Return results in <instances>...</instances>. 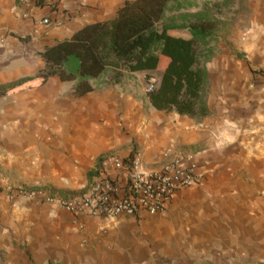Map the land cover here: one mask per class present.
<instances>
[{
	"label": "crops",
	"instance_id": "crops-1",
	"mask_svg": "<svg viewBox=\"0 0 264 264\" xmlns=\"http://www.w3.org/2000/svg\"><path fill=\"white\" fill-rule=\"evenodd\" d=\"M126 1L57 0L51 10L0 0V83L36 75L40 52L112 19ZM251 9L240 56L206 63L205 117L150 104L146 74L156 80L166 57L153 72L94 79L82 96L51 76L0 97V264H264V0ZM44 17L53 23L40 25ZM133 146L146 170L193 155L200 182L177 190L166 214L142 218L73 215L4 191L69 199L86 191L100 155L124 157Z\"/></svg>",
	"mask_w": 264,
	"mask_h": 264
},
{
	"label": "trees",
	"instance_id": "trees-1",
	"mask_svg": "<svg viewBox=\"0 0 264 264\" xmlns=\"http://www.w3.org/2000/svg\"><path fill=\"white\" fill-rule=\"evenodd\" d=\"M244 4L245 0H218L198 7L192 0H127L112 19L88 24L45 48L39 53L44 65L36 75L0 83V97L42 86L51 76L73 82V95L82 96L93 90L94 79L107 77L104 83H117L122 71L153 72L160 57H166L164 70L147 92L150 104L194 119L205 117L210 84L206 63L214 57L211 43L246 11ZM228 10L235 16L223 19ZM154 77L146 74V81ZM135 153L133 146L129 157ZM104 157L96 159L89 180Z\"/></svg>",
	"mask_w": 264,
	"mask_h": 264
},
{
	"label": "built area",
	"instance_id": "built-area-1",
	"mask_svg": "<svg viewBox=\"0 0 264 264\" xmlns=\"http://www.w3.org/2000/svg\"><path fill=\"white\" fill-rule=\"evenodd\" d=\"M30 2L35 6H38L37 2H42L50 7L57 0ZM22 17L26 18L28 14L23 13ZM39 23L49 26L53 22L44 17ZM154 84L155 80L150 79L146 92L153 90ZM200 180L199 166L191 154L175 158L156 170H146L142 166L141 153L136 151L132 157L129 154L124 157L106 155L86 191L69 199L52 197L37 187L7 186L4 191L11 197L56 204L73 215L142 218L166 214L176 191L197 184Z\"/></svg>",
	"mask_w": 264,
	"mask_h": 264
},
{
	"label": "rangeland",
	"instance_id": "rangeland-1",
	"mask_svg": "<svg viewBox=\"0 0 264 264\" xmlns=\"http://www.w3.org/2000/svg\"><path fill=\"white\" fill-rule=\"evenodd\" d=\"M218 0H192L195 6L201 7L205 2H214ZM257 0H245L246 11H240V15H233L232 11H224L223 19L229 20L233 18L234 20L229 22L230 25L227 26V29L221 33V37L217 42H212L211 46L213 47L214 57L218 56H227L230 54H239V41L244 32V29L247 26L250 15L252 14L253 5ZM251 7V8H250ZM196 8H192L195 10ZM180 33H185V31H179Z\"/></svg>",
	"mask_w": 264,
	"mask_h": 264
}]
</instances>
